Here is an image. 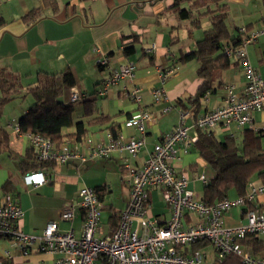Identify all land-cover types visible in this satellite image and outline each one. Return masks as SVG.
<instances>
[{"label":"crops","instance_id":"obj_1","mask_svg":"<svg viewBox=\"0 0 264 264\" xmlns=\"http://www.w3.org/2000/svg\"><path fill=\"white\" fill-rule=\"evenodd\" d=\"M194 1L198 2V11H204L202 0L183 1L180 7L188 8L190 2ZM173 2L174 0H0V71H3L6 78L16 79L20 86L11 91V98L2 106L0 113V127L7 134L6 147L0 146V197L9 192L16 198L23 212L18 225L24 232L40 234L49 221H57L62 231L72 229L75 236L79 237L84 217L82 209L76 206L74 216L69 221L62 220L60 214L67 203L78 200L79 187L87 185L84 184L83 177L95 173L99 177V183L87 186L100 189V226L96 234L109 235L118 224L120 212L129 198V186L123 177V164L141 166L153 145L178 123L180 110L191 112L186 124L189 126V135L196 140L199 131L194 126L196 118L222 104L225 85L232 83L237 92L245 87L247 76L244 68L235 55H225L223 48L221 52L226 56L228 64L223 69L214 71L211 90L204 93L200 104L195 108L192 101L203 81L197 73L200 63L195 58L181 62L179 57L195 48L196 40L211 27V20L209 15L203 16L196 26L189 19H178L169 9ZM223 3L228 6L225 24L231 36H235L240 27H245L248 32L261 31L255 41L245 46V50L253 70L264 78V0H223ZM210 7L213 9L214 5L211 4ZM233 7L237 9L236 14ZM229 11L232 12L231 15L235 14L233 29L227 23L231 17ZM152 44L153 49L147 52L146 48ZM126 47L132 48L128 55L124 52ZM104 56L109 57V62L100 66L98 60ZM125 59L135 65L133 78L122 80L105 96H93L110 69L117 67ZM168 68L174 70L162 83L159 73ZM64 71L71 72L74 83L65 88L60 100L68 103L72 89L89 97L73 104V123L62 128L63 137L59 143L68 141L72 147L84 151L98 143H107L117 135H122L123 138L138 136V129L127 126L125 121L140 106L153 114V119L144 125L145 145L135 157L129 156L126 151L116 150L104 158L87 163L62 164L52 161L44 168H39L45 173V183L26 187L21 183V176L25 172L21 170L19 161L27 154L35 155V151L27 133L16 130L19 118L34 103L26 88L34 84L41 73ZM133 86L142 89L139 104L121 93L123 87ZM155 87L164 88L165 99L153 100L151 90ZM166 106L169 111L163 113L162 109ZM251 116L252 126L239 127L232 124L226 130L222 125H216L211 131L218 139L231 135L240 143L245 130L254 133L264 131V105L251 111ZM77 123H81L84 130L79 139L75 135ZM262 146L264 148V140ZM177 148L179 157L173 161V168L176 173L187 176L188 188L201 199L205 183L198 175L204 172L208 180L213 173L193 144L186 150L181 144ZM25 166L29 167L27 164ZM32 170L34 169L28 171ZM250 182L256 187L261 186L262 190L256 193L250 204L233 206L226 211L222 215L225 226L235 227L245 223L246 209L251 206L264 211V182L258 176H254ZM113 192L114 197L109 195L110 199L104 203L108 193ZM236 196L239 195L230 190L227 197ZM147 215L159 222L169 217V211L158 189L149 191ZM196 220L195 215H186L183 219L184 226ZM256 236L261 241L255 245L257 249L247 242L248 238L242 240L241 245L253 255L261 256L264 255V235ZM207 247V242L196 247L204 255L203 264L209 255L211 262L208 264H219L226 258L220 257L211 245L210 251L206 250ZM183 250H192L191 244ZM5 251L9 252L10 257L4 256ZM60 256L57 252L39 250L37 242L24 252L12 246L8 238L0 237V264H55Z\"/></svg>","mask_w":264,"mask_h":264},{"label":"built area","instance_id":"obj_2","mask_svg":"<svg viewBox=\"0 0 264 264\" xmlns=\"http://www.w3.org/2000/svg\"><path fill=\"white\" fill-rule=\"evenodd\" d=\"M239 32L243 37L242 43L235 48L225 46L223 53L227 56L235 55L244 68L247 76L245 87L237 92L232 83H227L222 104L196 118L194 126L199 129L211 130L216 125H222L229 130L232 124L239 127L252 126L251 111L264 105V78L253 70L245 50V46L255 41L261 31L248 32L245 27H240ZM153 47L152 44L146 51L150 52ZM108 62V56L98 60L100 66L107 65ZM173 70L174 68H168L159 73L162 83ZM134 71V63L125 59L117 67L110 69L93 96H105L122 80L132 79ZM121 93L138 104L141 102L142 89L139 86L123 87ZM151 95L154 101L166 98L163 87L153 88ZM88 97L72 89L69 102L74 104ZM168 111V106L162 109L163 113ZM189 117L190 111L180 110L178 123L153 145L141 166L123 164V177L129 186V198L120 212L118 224L109 235L96 234L101 212L97 189L81 185L76 204L67 203L60 214L62 220L69 221L74 216L76 206L82 209L84 217L79 237L75 236L72 229L62 231L57 221H49L40 234L24 232L18 225L23 215L22 209L9 192L0 197V237L8 238L12 246L24 252L37 242L41 251L60 253L55 264H203L204 255L199 249L183 250L199 240L208 242L220 257L233 255L242 264H264V255H253L243 249L240 242L250 233L264 235V211L251 206L246 209L245 223L235 227L225 226L222 221V215L231 207L250 204L262 187H256L250 182L244 195L224 197L208 205L188 188L187 176L175 172L173 161L179 157L177 145L181 144L186 150L195 141L188 133L186 121ZM152 119V112L139 106L125 121L127 126L138 129V136L123 138L122 135H117L107 143H98L84 151L72 147L68 141L56 144L39 133H27V136L40 161L87 163L104 158L116 150L126 151L129 156L135 157L145 145L144 125ZM16 130L21 133L18 126ZM198 178L207 182L204 172ZM45 181V173L39 168L21 176V183L26 187L38 186ZM151 189L160 191L169 211V217L163 222L147 215ZM186 215H195L197 220L184 226L183 219ZM4 256L10 257L9 252L5 251Z\"/></svg>","mask_w":264,"mask_h":264},{"label":"trees","instance_id":"obj_3","mask_svg":"<svg viewBox=\"0 0 264 264\" xmlns=\"http://www.w3.org/2000/svg\"><path fill=\"white\" fill-rule=\"evenodd\" d=\"M190 0H174L169 8L178 19H189L192 25H198L203 16L209 15L211 27L203 32L201 38L196 40L195 48L179 57L181 62L195 58L199 61L198 75L203 79L197 89L192 101L193 105L198 106L200 99L205 92L211 90V80L216 69H223L227 66L228 60L221 52L224 46L238 47L242 43V35L237 29V34L231 36L225 24L228 6L223 0H202L204 11L196 8L198 2H190V6L180 7V3ZM200 3V4H201ZM213 4L212 9L210 5ZM221 53H220V52ZM126 55L132 52L131 47L124 49ZM74 83L73 75L70 71L61 73H41L37 81L26 88L34 103L18 120V127L24 133H39L49 137L58 144L63 135V127L71 126L73 104L63 103L60 98L66 87ZM20 88L16 79H8L0 71V113L2 106L11 98V91ZM84 130L81 123H77L75 132L76 138H80ZM264 131L254 133L245 130L242 141L237 143L231 135H225L218 139L211 130L199 129L198 137L193 145L212 171V176L207 180L202 189L201 200L211 205L224 197L228 196L230 190H234L237 195H243L247 185L254 176L260 177L264 182ZM7 134L0 127V146L6 147ZM52 161H40L34 154L27 156L19 161V166L23 172L29 169L44 168ZM28 165L29 167L25 166ZM28 168V169H27ZM99 197L100 189L97 188ZM114 230V229H113ZM253 245L260 244L255 233L245 235L240 242L246 239ZM205 243L203 240L195 241L191 244L192 249ZM226 258L219 264H242L239 258L233 255ZM102 264H105L103 262Z\"/></svg>","mask_w":264,"mask_h":264},{"label":"rangeland","instance_id":"obj_4","mask_svg":"<svg viewBox=\"0 0 264 264\" xmlns=\"http://www.w3.org/2000/svg\"><path fill=\"white\" fill-rule=\"evenodd\" d=\"M253 1L255 2L256 0H253ZM232 10L236 14V12H237L236 10L237 9L235 7H233ZM229 13H230V11H229ZM231 13H230V15H231ZM235 14L231 15V17L227 20V23H228L229 27H232V29H233V21L232 20L235 19V16H234ZM98 178L99 177L95 173H89V174H86L85 177H83L82 180L84 181V184L92 186V185H96V184L99 183L97 181V180H99ZM114 192H115V190H114ZM114 192L112 194L108 193V196H106L105 199H104V203H107V201L110 199L109 195H112L114 197ZM104 210H107V209H104ZM102 212H103V210H102ZM207 245H208V247L206 248V250L210 251L211 248H210V245H209L208 242H207ZM210 262H211V257L209 255L207 261L204 264H208Z\"/></svg>","mask_w":264,"mask_h":264}]
</instances>
